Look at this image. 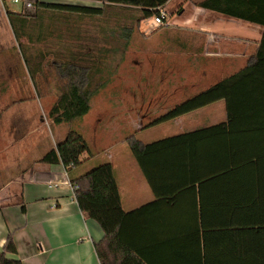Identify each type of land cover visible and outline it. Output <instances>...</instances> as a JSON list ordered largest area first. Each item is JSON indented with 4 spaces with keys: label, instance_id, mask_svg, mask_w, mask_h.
I'll return each instance as SVG.
<instances>
[{
    "label": "crops",
    "instance_id": "0c3cea01",
    "mask_svg": "<svg viewBox=\"0 0 264 264\" xmlns=\"http://www.w3.org/2000/svg\"><path fill=\"white\" fill-rule=\"evenodd\" d=\"M25 1L33 3L35 0ZM41 1L101 5V2L94 0ZM170 1L162 7L165 12ZM195 1L177 0V4L180 3L177 14H182L185 9L188 14L179 19V25L166 20L164 25L167 28L163 31L172 33L166 40L167 44H159L160 36L151 33L147 40L152 43V47L133 50L136 57L134 65L149 67L160 73L156 79L139 76L134 82V88L140 96L133 101L139 104L142 113H133L130 119L133 133L130 134L136 137L160 128L157 139L141 140L136 137L143 143L227 123L225 101L218 100L173 119L147 126L185 99L242 70L247 60L254 55L262 36L261 25L199 7ZM8 2L0 0V22L3 17L13 43L9 47L1 44L0 53L5 55L4 51L11 49L21 56L7 12L32 14L33 10L23 2H19L18 8ZM2 25L5 27L4 23ZM21 40L24 41V38ZM1 94L6 93L3 91ZM155 94L161 95V98L154 97ZM155 104L165 106L161 114H152ZM7 108L8 105L0 101V125ZM247 109L249 111L243 108L235 113L234 120L242 130L212 129L182 138L176 146H172L174 155L162 160L158 166L154 164L158 177L156 184L168 195L153 210H149L152 212H148V215L152 217L144 227V250L153 264L194 263L191 250L195 245L190 240L196 229L194 218L232 215L233 202L243 196L250 200L259 197L262 200L258 202L261 207L256 210L264 215V176H208L234 159L242 160L256 155L262 156L260 167L264 168V128H258L264 123V104L259 105L252 100ZM2 125L5 128L6 123ZM9 135V128H5L4 133L0 130V250L8 234H11L16 253L6 255L19 259L22 264H100L94 243L102 239L103 231L95 220L85 217L80 211L63 166L38 162L44 153L32 159L30 150L34 148L23 146L25 162L11 176L3 166L4 154L10 147L2 141L5 136L9 139ZM101 136V128L98 131L94 126L90 140L86 139L90 146V158L99 149L104 152L108 150L105 143L101 144ZM24 137V133L18 132L19 141ZM112 156L108 154L106 157ZM112 166L123 209L133 210L156 199L137 162L125 179L117 177L115 166ZM150 166L153 168V163ZM196 177H201V181ZM178 185L182 186L181 189L172 196ZM21 205H24V210Z\"/></svg>",
    "mask_w": 264,
    "mask_h": 264
},
{
    "label": "trees",
    "instance_id": "16d2710c",
    "mask_svg": "<svg viewBox=\"0 0 264 264\" xmlns=\"http://www.w3.org/2000/svg\"><path fill=\"white\" fill-rule=\"evenodd\" d=\"M94 1L101 2V5L35 0L29 7L33 10L32 14L7 12L20 55L32 76L41 71L42 60L49 54L68 55L65 61L52 62L65 80L64 91L49 111L54 123L72 124L89 112L96 90L108 81L102 80L98 85L91 86V76L96 71L100 74V58L122 57L133 32L141 27L144 20L157 14L168 0ZM194 3L261 25L263 31L254 55L242 70L185 99L147 126L218 100L225 101L227 123L149 143L141 142L133 134L125 138L156 199L133 210L123 209L115 172L109 161L98 163L87 171L80 170L83 162L81 156L85 153L89 155L91 151L85 137L73 129H68L63 139L56 141L38 160L63 166L80 211L85 217L95 220L102 229V239L94 243L100 264H153L144 250V227L152 217L148 215V212H152L149 210H153L168 195L156 184L158 177L154 164L158 166L162 160L174 155L172 146H176L182 138L212 129L242 130L234 120L236 111L243 108L248 110L252 100L259 105L264 104V0H196ZM258 128H264V123ZM261 158L256 155L242 160L234 159L208 176H264V168L260 167ZM152 163L153 168L150 166ZM201 177L195 179L201 181ZM177 187L172 196L182 186ZM254 198L256 200L243 196L235 200L231 206L232 215L194 218L196 229L190 238L195 245L191 250L192 264H264V215L256 210L261 207L258 204L261 199ZM21 208L24 210V205ZM7 253H16L11 234H8L0 250V264H22L19 259L7 257Z\"/></svg>",
    "mask_w": 264,
    "mask_h": 264
},
{
    "label": "rangeland",
    "instance_id": "374dc122",
    "mask_svg": "<svg viewBox=\"0 0 264 264\" xmlns=\"http://www.w3.org/2000/svg\"><path fill=\"white\" fill-rule=\"evenodd\" d=\"M8 3L10 4V1ZM13 4L17 8L20 6V3ZM178 4L177 0H171L165 7L170 24L179 25V19L188 14V10L185 9V12L178 15ZM2 23L5 24V27ZM165 27L166 25H163L159 28L152 18L144 20L141 27L133 32L131 41L126 44L127 51L122 57L105 56L100 58L102 60L100 64L102 66L99 68L100 74L96 71L91 76V86L98 85V82L102 80L108 81L96 90L89 112L72 124L54 123L49 116L51 107L65 88V80L60 77L58 69L52 62L53 60L65 61L68 55L49 54L42 60L41 71L32 76L26 68L23 58L16 51L7 49L4 51L5 55L0 53V96L9 94L8 97L0 98V101L9 107L2 118L0 130L4 133L5 128H9L11 133L9 139L5 136L2 141L3 144L10 147L3 157L5 171H8L11 176L18 172L26 157L22 153L23 146L34 148L30 150V156L34 159L50 149L55 141L63 139L68 129L79 131L85 139L90 140L94 126H96L98 131L101 128V144L105 143L104 146L108 147V150L104 152L99 149L93 158H90L87 153L83 154L80 170L87 171L98 163L109 161L115 166L117 177L127 178L129 172L133 171V164L136 163V160L130 153L125 138L133 133L130 120L133 113H136L135 115L142 113L139 104L137 105L133 101L137 100L135 97L140 96L139 91L134 88V82L139 76L156 79L160 75L159 72L151 70L149 67L134 65L133 60L136 57L133 55V50L146 49L147 46H150L152 43L148 42L147 36L151 33L160 36L159 44H167L166 40L171 37L172 33L164 32ZM12 41L10 30L7 29L6 21L2 17L0 45L9 47L13 43ZM3 91L6 93L5 95L1 94ZM156 92L157 90H155ZM155 95L154 97L161 98V95ZM164 108L165 106L162 104H155L152 107V114H161ZM3 123H6L5 128ZM159 131L160 128L151 129V131L136 137L141 140L157 139ZM18 132L25 134L22 141L17 138ZM108 154H112V158H107Z\"/></svg>",
    "mask_w": 264,
    "mask_h": 264
},
{
    "label": "built area",
    "instance_id": "2783aa9c",
    "mask_svg": "<svg viewBox=\"0 0 264 264\" xmlns=\"http://www.w3.org/2000/svg\"><path fill=\"white\" fill-rule=\"evenodd\" d=\"M9 1L12 2V3L23 2V3H25V5L27 7H30L31 6V2H28V1H25V0H9ZM151 18L153 19V22L158 27H161V26H163L166 23V20H167V12H165L163 9H161L157 14H155Z\"/></svg>",
    "mask_w": 264,
    "mask_h": 264
}]
</instances>
